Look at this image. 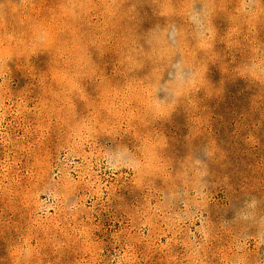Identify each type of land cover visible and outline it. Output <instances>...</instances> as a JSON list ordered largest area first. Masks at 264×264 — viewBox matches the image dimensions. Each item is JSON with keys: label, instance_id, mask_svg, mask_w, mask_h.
<instances>
[{"label": "rangeland", "instance_id": "374dc122", "mask_svg": "<svg viewBox=\"0 0 264 264\" xmlns=\"http://www.w3.org/2000/svg\"><path fill=\"white\" fill-rule=\"evenodd\" d=\"M0 264H264V0H0Z\"/></svg>", "mask_w": 264, "mask_h": 264}, {"label": "clouds", "instance_id": "9594fccd", "mask_svg": "<svg viewBox=\"0 0 264 264\" xmlns=\"http://www.w3.org/2000/svg\"><path fill=\"white\" fill-rule=\"evenodd\" d=\"M195 15V14H194Z\"/></svg>", "mask_w": 264, "mask_h": 264}]
</instances>
